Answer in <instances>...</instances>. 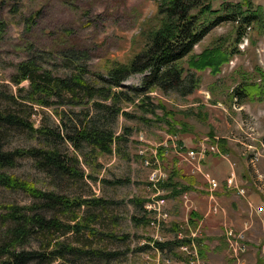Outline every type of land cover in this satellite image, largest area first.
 I'll use <instances>...</instances> for the list:
<instances>
[{"label":"rangeland","instance_id":"374dc122","mask_svg":"<svg viewBox=\"0 0 264 264\" xmlns=\"http://www.w3.org/2000/svg\"><path fill=\"white\" fill-rule=\"evenodd\" d=\"M251 2L264 13V0ZM157 3L158 0H0V107L13 110L34 126L55 127L61 132V111L70 117L72 111L79 119L83 118L84 112L87 116L93 115V109H88L86 104H57L51 98L48 106H39L24 100L23 92L28 83L12 82L15 66L31 58L53 75L68 76L77 70L63 59V52L84 51L85 59L76 64L84 69V80L98 85V75L106 78V67L128 62L142 48L146 32L159 24ZM211 4L213 8L217 7V2ZM234 31L232 23L217 24L193 46L192 54L211 45L223 47L229 54L228 60L215 74H211L208 68L190 69L189 72L198 79L191 91L182 95L171 89L152 90L141 101V96L131 102L120 101V110L127 115L119 112L109 124L116 137L109 145L110 151L90 153L84 145L75 150L67 141L60 142L59 151L71 157L76 169L82 173L81 178L60 176L55 180L35 169L32 160L25 157L15 158L13 167L0 169L1 173L14 175L37 189L52 191L69 200H103L98 206L82 203L65 214L43 211L36 198L19 190L0 187V244L6 240L7 229L11 226L4 216L10 206H14L23 207L21 211L28 215L38 213L45 219L57 218L62 224H78L77 231H37L24 238L16 250H32L47 256L43 262H37L35 258L26 264H185L178 248L183 241L162 249L150 245L154 229L144 209L149 194L146 188L148 169L141 165L137 155L142 144L157 150L154 144L161 142L166 135L173 136L172 130H176L177 143L187 148H195L202 138L212 142L218 140L217 147L224 157L207 154L202 161L203 171L217 182L210 202L215 200L218 189L222 195L225 191L242 198L246 192L260 198L264 196V170L259 166L264 162V98L249 101L235 99L231 94L242 80L260 83L258 72H264V17L261 25L246 29L236 42ZM186 59L187 56L180 61L184 68H187ZM143 75L128 74L120 89L129 92L130 87L140 88ZM18 87L23 91L17 92ZM6 94L15 95V101L8 100ZM6 139L4 147L7 149L36 144L19 129L10 131ZM211 158L216 162L226 159L231 164L237 163L238 169L243 166L242 176H238L231 166L226 177L233 175L235 188L218 183L228 172V166L214 175L209 170ZM159 164L166 179L169 172L175 173L170 183L159 185L165 200L163 209L168 214L167 223H161L156 233L160 242H173L180 227L184 232L195 229L194 241L198 249L201 248L203 264H233L228 260L226 245L221 241L223 237L220 239L214 234L217 233L212 229L216 226L215 221L209 224V228L203 226L206 207L201 212L190 202L191 190L196 194L204 186L203 177L192 171L190 164L172 154L161 157ZM193 175L197 178L196 185L189 181ZM247 182H251L250 185ZM243 184L249 188L247 191ZM239 189L243 190L242 195L237 192ZM183 194L188 199L186 204L181 198ZM250 204L248 206L246 202L249 208ZM217 205L214 201L210 204ZM73 215L75 220H71ZM221 225L222 232L223 225L234 228L225 221ZM249 229L250 225L242 231L246 249L241 264H255L257 258L264 264V229L260 228L254 236L251 235L252 239L250 235L246 238ZM187 242L189 238L185 244Z\"/></svg>","mask_w":264,"mask_h":264},{"label":"trees","instance_id":"16d2710c","mask_svg":"<svg viewBox=\"0 0 264 264\" xmlns=\"http://www.w3.org/2000/svg\"><path fill=\"white\" fill-rule=\"evenodd\" d=\"M217 2L213 8L211 2ZM263 10L254 6L251 0L228 2L227 0H158L157 14L159 24L146 32V42L142 48L132 55L126 63L115 64L106 67L103 78L98 75L100 83L93 85L82 77L84 69L76 64L85 59V53L73 51L62 55L65 61L73 64L77 72L68 76L53 75L49 70L42 68L29 58L19 62L14 68L11 80L14 84L27 81L23 99L35 102L39 106H48L49 99H55L57 104L69 106L86 104L88 109H93L94 114L79 119L74 112L71 117L61 111L59 116L63 132L55 127L34 126L25 117L13 110L0 107V169L10 168L15 164V158L25 157L32 160L33 167L46 173L55 180L61 177L81 178L71 157L63 154L58 149V144L67 141L73 149L79 150L83 145L89 152L110 151L109 145L116 137L109 129L113 117L117 113L127 115L121 111L119 102H131L136 97H146L145 94L152 90L164 91L176 90L182 95L196 87L198 79L189 70H203L208 68L211 74L219 71L220 66L228 60L229 52L219 46L211 45L203 48L198 54H192L193 46L198 43L210 29L217 24L228 22L234 24V42L238 41L246 29L261 25ZM2 23H0L1 35ZM1 38V37H0ZM235 51V50H234ZM187 56V68L180 61ZM64 61V60H63ZM131 73H144L140 88L130 87L129 92L120 89L121 82ZM260 83L251 80H242L239 86L232 90L235 99H248L249 101H261L264 98V72L259 71ZM23 91L18 87L17 92ZM8 100L15 101L12 94H6ZM23 131L28 139L36 141V144L27 148L4 147L7 134L10 131ZM176 130L171 132L175 134ZM5 140V142H4ZM210 155V153H208ZM161 158V156H159ZM175 173H168L165 182L159 185H167ZM119 182V181H116ZM115 182V183H116ZM0 187L9 190H19L40 201V209L43 211L67 213L73 207H79L82 203L98 206L103 203L100 198L91 200L68 199L63 195L52 191H43L35 188L31 183L14 175L0 172ZM173 189V188H172ZM105 203V202H104ZM23 207L10 206V210L4 216V220L10 221L7 229L6 240L0 244V264H26L37 258V262H43L47 256L32 250H16L23 244L24 238L35 234L37 231H69L77 229L75 224H62L57 218H48L41 214L31 215L21 211ZM71 216V220H75ZM191 220V217H189ZM173 242H154L155 247L162 249ZM198 245V244H197ZM17 252H16V251ZM71 250V249H70ZM202 257L201 248L198 249ZM255 264H260L258 261ZM262 264V263H261Z\"/></svg>","mask_w":264,"mask_h":264},{"label":"built area","instance_id":"2783aa9c","mask_svg":"<svg viewBox=\"0 0 264 264\" xmlns=\"http://www.w3.org/2000/svg\"><path fill=\"white\" fill-rule=\"evenodd\" d=\"M174 135L175 134H173V136L166 135L161 142L154 144L157 150H155L153 146L147 148V146H144L143 144L137 150L141 165L148 169L146 188L149 191V194L146 196L144 209L148 215V222L154 229V236L150 245L155 249L154 242L161 241L160 237L156 235L159 226L161 223H167L168 221V214L163 209L165 200L162 195V189L159 187L158 183L159 181L162 182L166 179V174L160 169L159 161L161 158L159 156L164 157L168 154H172L179 157L180 160L182 159L190 164L192 171L199 173L205 180L209 195L215 190L217 182L206 171H203L202 161L208 153L224 157V155L219 152L216 144L217 141L212 142L208 138H202L195 148H187L183 144H178L176 136ZM140 141H142V139H140ZM232 181L233 175L231 174L224 181L225 187H231V189L235 188L236 185H234ZM237 192L242 195L243 190L239 189ZM210 197L211 196H209V198ZM181 198L184 204L188 202L185 194H183ZM211 210L215 212L217 207L213 206ZM248 225L249 223L247 221H243L240 229H234L230 226H224L223 228L222 237L228 252V260L233 262V264H241L243 261V254L246 245L245 236L242 231H244ZM196 236L195 229H189L184 232L183 227H180L175 233L176 239L174 240H176L177 243L183 241L179 244L178 248L179 252L182 253L185 259V264H203L198 253V247L194 241ZM187 238H189V242H187L188 244H185Z\"/></svg>","mask_w":264,"mask_h":264},{"label":"crops","instance_id":"0c3cea01","mask_svg":"<svg viewBox=\"0 0 264 264\" xmlns=\"http://www.w3.org/2000/svg\"><path fill=\"white\" fill-rule=\"evenodd\" d=\"M232 164L226 159H224V162H218V161L216 162L214 158H211V165L209 166V170L211 171L212 174L214 173V175L219 173L218 171L222 172L223 167H225L226 165L228 166V170H227L228 172L225 173V175L219 179L218 183L220 185L224 183V179L228 176V173L231 171L230 170L231 166H234V169L236 170L238 176L239 175L242 176L241 173L244 172L243 166H240L238 169L237 163H232ZM259 166L262 170H264V162H260ZM196 180L197 178L195 175L190 176L189 181L191 182L190 183L191 185H196ZM250 183L248 184L250 185ZM243 188L246 191L249 189L247 185H244ZM220 192L221 191H219L218 189L217 194L216 193L214 194L215 200L213 199L211 200V202L214 201L215 203H218L217 210L213 212L211 210L213 206H210L211 202L209 198V196L211 195H209V192L206 189V183L204 184L202 189L198 191L196 194H195V191L191 190L190 195H189L191 204H195V207L199 209L201 212H203L204 208L206 207V210L203 212V222H204L203 226L209 228V224L215 221L216 226L213 227L212 229L217 231V233H214V234L217 235V237H220V239L222 238L221 223L223 221L230 223L236 229L239 226L241 227L243 221H247L250 225V229L247 231L246 238H248L250 235L251 239H252V236H254L256 232H259L260 228L264 229V196L261 195V198H260L256 194H252V193L248 194L246 192V196L242 198V196L239 197L237 195H234L232 193H228L225 191H224V195H222L221 194L222 192L221 193ZM198 196H203V197H198ZM206 196L209 201L207 200ZM197 199H200V201H198ZM246 202H248V206L250 203L252 204V205L250 204V208L247 207ZM253 209H256L255 210L256 212L253 211ZM251 210L253 211V213ZM193 214L195 215L196 213L193 212ZM218 215H220V217ZM252 215L253 217H251ZM223 228H224V225H223ZM205 230L206 229H204V231ZM216 239L217 238H215V240ZM221 241L223 242V238Z\"/></svg>","mask_w":264,"mask_h":264}]
</instances>
